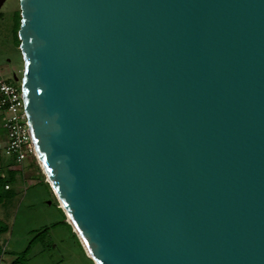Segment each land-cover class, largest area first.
<instances>
[{
    "label": "water",
    "instance_id": "1",
    "mask_svg": "<svg viewBox=\"0 0 264 264\" xmlns=\"http://www.w3.org/2000/svg\"><path fill=\"white\" fill-rule=\"evenodd\" d=\"M18 38L95 264H264V0H20Z\"/></svg>",
    "mask_w": 264,
    "mask_h": 264
},
{
    "label": "rangeland",
    "instance_id": "2",
    "mask_svg": "<svg viewBox=\"0 0 264 264\" xmlns=\"http://www.w3.org/2000/svg\"><path fill=\"white\" fill-rule=\"evenodd\" d=\"M18 13L20 0H5L0 9V80L14 82L15 76L23 77L24 63L15 34ZM4 118L0 111V141L6 133ZM3 153L1 149L0 162L6 169L11 160ZM19 168L28 180H47L31 157ZM15 184L8 192L0 183V264H95L71 225L63 220L48 187L30 182L19 188Z\"/></svg>",
    "mask_w": 264,
    "mask_h": 264
},
{
    "label": "built area",
    "instance_id": "3",
    "mask_svg": "<svg viewBox=\"0 0 264 264\" xmlns=\"http://www.w3.org/2000/svg\"><path fill=\"white\" fill-rule=\"evenodd\" d=\"M0 111L5 116L3 127L7 142L4 154L18 167H22L28 157L39 164L22 96L21 79L17 76L14 82L0 80Z\"/></svg>",
    "mask_w": 264,
    "mask_h": 264
},
{
    "label": "crops",
    "instance_id": "4",
    "mask_svg": "<svg viewBox=\"0 0 264 264\" xmlns=\"http://www.w3.org/2000/svg\"><path fill=\"white\" fill-rule=\"evenodd\" d=\"M6 142H7V138H6V133H5V135H4V139H2V140L0 141V152H1V149L4 150V146L6 145ZM3 154H4V153H3ZM10 160H11V159H10ZM11 161H12V160H11ZM35 162H36V161H35ZM10 170H12V171H18L16 184L19 185V188H20V184H22V185L24 186L25 184L30 183V182H31V184H34V183H35V184H36V183L45 184V185L48 187V190H49V197H51V198H53V199L55 200L56 196H55V194H54L52 188L50 187V185H48L49 183H48L47 181H45V180H43V179H40V180H33L34 177H33V179H32V178H29V180L26 179V177H25V172H22L21 169H20L18 166H16L15 164H14L13 167H10ZM43 174H44V173H43ZM2 175H3V176H2ZM0 177H1L2 179H5V177H6V171L2 168V166H1V162H0ZM46 183H48V184H46ZM14 184H15V183H14ZM14 184H11L9 190L6 189L5 187H4V189H5L6 191H8V192H12V191H13V190H12V185H14ZM16 184H15V185H16ZM56 200H57V198H56ZM57 208L61 211V213H62V215H63V220H66L65 213L63 212V210H61V208H60V206H59L58 203H57ZM64 222H65V221H64ZM65 223L68 224L67 221H66Z\"/></svg>",
    "mask_w": 264,
    "mask_h": 264
},
{
    "label": "trees",
    "instance_id": "5",
    "mask_svg": "<svg viewBox=\"0 0 264 264\" xmlns=\"http://www.w3.org/2000/svg\"><path fill=\"white\" fill-rule=\"evenodd\" d=\"M19 27H20V15L19 13L17 14V17H16V26H15V34H16V39L18 42L19 41V38H18V30H19ZM7 166H9L8 168L4 169L6 171V177L5 179H2L0 177V183L3 184L4 187L6 186H11V184H14L16 183L17 181V175H18V171H12L10 170V166H14V162L11 161L10 164H7ZM3 167V166H2ZM48 184V183H46ZM49 185V184H48ZM10 189V188H9ZM8 189V190H9ZM62 210V209H61ZM67 224V223H66ZM69 225V224H68ZM70 226V225H69ZM71 227V226H70Z\"/></svg>",
    "mask_w": 264,
    "mask_h": 264
},
{
    "label": "bare ground",
    "instance_id": "6",
    "mask_svg": "<svg viewBox=\"0 0 264 264\" xmlns=\"http://www.w3.org/2000/svg\"><path fill=\"white\" fill-rule=\"evenodd\" d=\"M87 253L90 255V252L87 250Z\"/></svg>",
    "mask_w": 264,
    "mask_h": 264
}]
</instances>
